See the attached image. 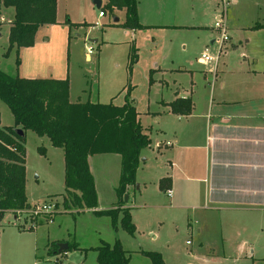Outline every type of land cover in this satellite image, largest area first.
Masks as SVG:
<instances>
[{"label":"crops","instance_id":"crops-1","mask_svg":"<svg viewBox=\"0 0 264 264\" xmlns=\"http://www.w3.org/2000/svg\"><path fill=\"white\" fill-rule=\"evenodd\" d=\"M100 1V6L107 3V0ZM231 4L236 8L238 0H232ZM173 5L171 0H138L140 25L155 30L174 26L178 12ZM95 8L91 0H56L57 23L40 26L33 45L19 49L15 75L29 79H67L69 102L100 103L95 96L91 99L92 80L78 65L80 57L76 49L81 35L100 26V20L106 16L105 11L99 16L101 10L98 9L96 21L88 23L86 15ZM2 9L10 11L0 24L9 34L8 23L14 10L1 7L0 13ZM229 10L224 12L229 40L237 39L231 43V50L235 51L233 48L237 47L243 59L239 58L241 62L234 67L223 62L221 70L213 71L180 65L154 70L157 75L151 82L159 88L158 101L147 115L158 123L161 137L156 139L151 156L143 153L145 148L140 151L139 164L152 160L156 180L159 183L162 180L163 193L172 191L171 197L167 196L172 217L186 215L189 227L199 234H206L200 238L202 242L235 248L236 258L264 264V63L255 64L251 57V38L247 35L250 31L247 29L252 24L245 26L237 16L232 19V15L228 16ZM110 13L113 14V25H116L118 10ZM65 20L75 26L66 25ZM195 28L214 44L213 27ZM72 31L76 39L71 43ZM88 41L97 43L98 40L88 38ZM89 58L86 55L85 60ZM218 61L219 57L216 62H208L216 65ZM179 74L182 77L179 78ZM73 86L76 87L74 100L71 99ZM177 99L190 101L188 114L172 112L170 104ZM131 104L150 138V131L141 123L133 100ZM120 163V156L113 153L88 157L97 195L96 210H107L116 204ZM110 170L113 174L111 182L105 178ZM141 186L142 182H139L137 189ZM133 187L128 186L126 192ZM106 193L108 199L104 203ZM67 196L65 192L64 198ZM126 201H129L128 195ZM122 208H128V205L125 203ZM72 210L76 208L70 212ZM85 210L93 211H78ZM57 240H63L66 245L69 242Z\"/></svg>","mask_w":264,"mask_h":264},{"label":"rangeland","instance_id":"rangeland-1","mask_svg":"<svg viewBox=\"0 0 264 264\" xmlns=\"http://www.w3.org/2000/svg\"><path fill=\"white\" fill-rule=\"evenodd\" d=\"M171 3L178 12L172 27L124 29L119 26L124 22V10L115 14L119 19L116 25H113V14L104 10L106 16L100 20L101 25L94 26L86 35L82 34L76 46L80 57L78 65L92 80L91 99L95 96L102 104L112 102L118 106L126 102L131 104L132 100L136 104L141 123L150 131V144L143 151L148 156L155 151L156 139L161 137L158 123L147 115V111L154 110L158 101L159 88L151 82L157 75L155 69L180 65L213 71L221 70L223 62L234 67L243 59L237 47L233 48L235 51L231 50V43L237 42V39L225 42L218 54V44H210L209 39L201 36L195 27H213L216 15L224 19V9L230 8L228 16L232 15V19L237 16L245 26L252 24L247 29L251 38V57L255 64L264 63V0H238L236 8L232 4L224 8L220 0H171ZM239 7L240 11L237 10ZM97 11V8L88 11V23L96 21ZM9 12L2 9L0 23L6 20ZM71 37L72 43L76 39L73 31ZM88 38L98 41L91 43ZM218 38L215 32V39ZM8 45L7 29L1 26L0 70L15 76L16 49H9ZM88 46L93 48L91 54L87 53ZM203 53L213 57L217 55L218 63L201 62L199 59ZM86 55L90 57L88 60H85ZM75 92L76 87L73 86L71 99L75 97ZM166 94L163 93V96ZM13 125L9 109L0 100V128ZM24 147L28 207L45 202L51 205L52 210L33 217L27 207L15 215H4L0 221V264H98L95 251L91 248L102 243L112 245L116 241L129 253V264H153L143 252L159 253L163 264H252L245 258H236L235 248L202 242L200 238L206 234H199L189 227L186 215L172 217L170 199L160 189L154 172L156 168L151 166L152 160L139 164L135 185L125 194L129 196V201L123 199L121 204L128 205L134 226L130 234L122 227V211L114 217L98 215L90 210L70 212L74 209L67 205L70 200L64 202L63 151L53 147L48 137L26 130ZM111 171L106 180L113 178ZM139 182L142 186L137 189ZM107 199L106 193L103 202ZM50 219L52 223H49ZM57 239L69 241L68 247L59 252L57 242L62 243L63 240ZM186 241L189 243L186 244Z\"/></svg>","mask_w":264,"mask_h":264},{"label":"trees","instance_id":"trees-1","mask_svg":"<svg viewBox=\"0 0 264 264\" xmlns=\"http://www.w3.org/2000/svg\"><path fill=\"white\" fill-rule=\"evenodd\" d=\"M137 1L107 0L100 10L103 13L104 10H124L125 18L120 27L143 28L138 21ZM1 7L14 9L8 48L16 49L15 65L18 67L19 49L33 45L40 26L57 23L56 0H0V10ZM64 23L75 26L68 20ZM68 90L67 79H29L9 76L0 70V100L9 109L14 122L11 127L0 128V221L5 214L15 215L29 206L25 194L24 132L31 130L48 137L53 147L63 151L64 187L68 194L64 202L70 200L67 205L78 210L92 209L98 215L114 217L122 211V227L132 234L134 226L129 209L122 208L121 204L127 187L135 185L140 151L149 146L150 138L137 120L132 104L71 103ZM170 107L177 114L191 111L189 100L177 99ZM18 129L22 130V135L17 133ZM105 153L118 154L121 158L116 188L118 200L110 209L96 210L97 195L88 157ZM159 185L164 190L162 180ZM91 250L96 252L98 264H129V253L118 241L112 245L102 243ZM143 253L153 264H163L159 253Z\"/></svg>","mask_w":264,"mask_h":264},{"label":"built area","instance_id":"built-area-1","mask_svg":"<svg viewBox=\"0 0 264 264\" xmlns=\"http://www.w3.org/2000/svg\"><path fill=\"white\" fill-rule=\"evenodd\" d=\"M220 1H221V4L223 5L224 8H226L229 4L232 3V0H220ZM225 10L226 9H224L223 13L225 12ZM98 15L103 16L104 14H103V12L100 11L98 13ZM213 29L215 32H217V34L219 36L218 39H213V42L218 44V54H219L221 52L222 45L229 40L228 28L225 24V20L223 19V16L217 15L216 20L214 22ZM92 50H93L92 46L87 47V53L88 54H91ZM217 59H218L217 55L212 57L208 54L203 53L199 60L203 63H206L208 61L216 62ZM165 193L168 197H171V195H172L171 190H166ZM27 209L33 217H36V216L51 212L52 207L48 203L44 202L42 204H34L33 206L28 207ZM49 223H52V219L49 220ZM186 243L188 244L189 242L187 241ZM56 264H63V263L62 262H56Z\"/></svg>","mask_w":264,"mask_h":264},{"label":"water","instance_id":"water-1","mask_svg":"<svg viewBox=\"0 0 264 264\" xmlns=\"http://www.w3.org/2000/svg\"><path fill=\"white\" fill-rule=\"evenodd\" d=\"M91 2L93 3V5L97 8V9H100L101 8V1L100 0H91ZM116 21H117V19H115ZM17 133L19 134V135H22L23 134V132H22V130H20V129H18L17 130ZM137 187V186H136ZM124 199H125V201L127 200V195H125V197H124ZM67 248V245L65 244V243H59L58 244V251L60 252V251H62L63 249H66Z\"/></svg>","mask_w":264,"mask_h":264}]
</instances>
